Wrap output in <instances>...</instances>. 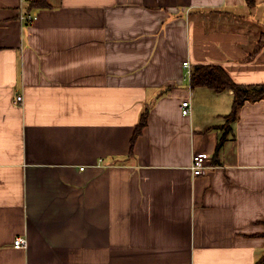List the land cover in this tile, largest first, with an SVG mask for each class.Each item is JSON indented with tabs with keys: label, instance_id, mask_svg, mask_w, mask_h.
Listing matches in <instances>:
<instances>
[{
	"label": "crops",
	"instance_id": "0c3cea01",
	"mask_svg": "<svg viewBox=\"0 0 264 264\" xmlns=\"http://www.w3.org/2000/svg\"><path fill=\"white\" fill-rule=\"evenodd\" d=\"M48 3L0 0V264H258L264 100L216 155L233 93L183 64L264 84V0Z\"/></svg>",
	"mask_w": 264,
	"mask_h": 264
},
{
	"label": "trees",
	"instance_id": "16d2710c",
	"mask_svg": "<svg viewBox=\"0 0 264 264\" xmlns=\"http://www.w3.org/2000/svg\"><path fill=\"white\" fill-rule=\"evenodd\" d=\"M28 2L27 14H31L32 10L48 8L50 5L48 0H26ZM250 7H254L256 0H246ZM264 48V32L262 33L260 40L249 55L248 59L254 58ZM190 86L195 89L197 87H207L218 93L230 90L234 96V102L232 111L228 114L225 119L226 123L220 128L224 130L221 136L217 149L216 155L220 152L225 141H227L228 132L232 131L231 123L239 119L241 108L246 102H257L264 100V84H252L243 85L236 83L226 70L220 65H195L191 69ZM149 109L147 108L141 117L140 123L135 130L132 138V149L136 139L142 134L144 128L148 124ZM258 264H264V257Z\"/></svg>",
	"mask_w": 264,
	"mask_h": 264
},
{
	"label": "built area",
	"instance_id": "2783aa9c",
	"mask_svg": "<svg viewBox=\"0 0 264 264\" xmlns=\"http://www.w3.org/2000/svg\"><path fill=\"white\" fill-rule=\"evenodd\" d=\"M26 1V0H25ZM22 19V21L25 22H33L37 17L36 15L33 14H27V13H23L20 17ZM184 68H186L188 70L187 74L185 75V78H190L191 77V64L190 62L186 61L183 64ZM18 101H22L23 97L19 96L17 98ZM182 113L185 116H188L191 114V106H190V102L189 101H185L182 104ZM209 155L208 154H196L193 157V164H192V171L193 174L195 176H200L205 174L209 169ZM83 169V168H82ZM28 245V241L26 238H17L14 241V247L15 248H26Z\"/></svg>",
	"mask_w": 264,
	"mask_h": 264
}]
</instances>
